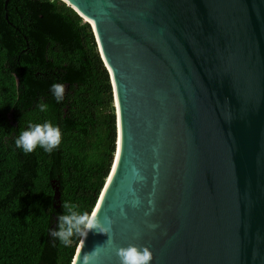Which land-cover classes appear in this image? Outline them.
<instances>
[{"label":"water","instance_id":"1","mask_svg":"<svg viewBox=\"0 0 264 264\" xmlns=\"http://www.w3.org/2000/svg\"><path fill=\"white\" fill-rule=\"evenodd\" d=\"M62 1L92 26L117 123L96 203L113 223L72 264L130 244L148 264H264V0Z\"/></svg>","mask_w":264,"mask_h":264},{"label":"trees","instance_id":"2","mask_svg":"<svg viewBox=\"0 0 264 264\" xmlns=\"http://www.w3.org/2000/svg\"><path fill=\"white\" fill-rule=\"evenodd\" d=\"M53 83L65 87L60 102ZM46 121L61 129L58 148L16 147ZM116 147L113 86L91 24L62 0H0V264H72L81 237L54 238L57 216L66 201L93 211Z\"/></svg>","mask_w":264,"mask_h":264},{"label":"clouds","instance_id":"3","mask_svg":"<svg viewBox=\"0 0 264 264\" xmlns=\"http://www.w3.org/2000/svg\"><path fill=\"white\" fill-rule=\"evenodd\" d=\"M51 91L57 102L63 99L65 87L63 84L53 83ZM39 111H48V105L40 104ZM62 142V132L58 126H54L50 121L44 123L30 124L27 130H22L15 140L17 148L22 149L25 153H31L37 147L43 148L46 152L51 153L58 148ZM136 203H139L137 200ZM99 207L89 214L80 212L78 206L71 202H63V214L57 216V228L51 232V235L58 239L64 246L72 243V237H81V243H84L89 232H96L108 235L113 221L104 217L103 222L99 217ZM155 228L156 225H151ZM116 256L119 264H148L152 259V253L148 248L138 249L135 245L120 247L116 249ZM100 257L99 246L83 257V264H94Z\"/></svg>","mask_w":264,"mask_h":264},{"label":"bare ground","instance_id":"4","mask_svg":"<svg viewBox=\"0 0 264 264\" xmlns=\"http://www.w3.org/2000/svg\"><path fill=\"white\" fill-rule=\"evenodd\" d=\"M119 145H120V140H119Z\"/></svg>","mask_w":264,"mask_h":264}]
</instances>
